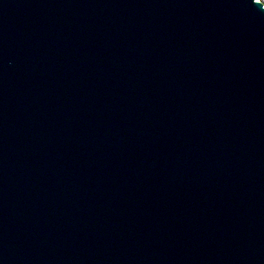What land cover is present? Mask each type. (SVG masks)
Here are the masks:
<instances>
[{"label":"water","instance_id":"95a60500","mask_svg":"<svg viewBox=\"0 0 264 264\" xmlns=\"http://www.w3.org/2000/svg\"><path fill=\"white\" fill-rule=\"evenodd\" d=\"M0 264H264V3L0 0Z\"/></svg>","mask_w":264,"mask_h":264},{"label":"built area","instance_id":"2783aa9c","mask_svg":"<svg viewBox=\"0 0 264 264\" xmlns=\"http://www.w3.org/2000/svg\"><path fill=\"white\" fill-rule=\"evenodd\" d=\"M260 1H262L264 3V0H260Z\"/></svg>","mask_w":264,"mask_h":264}]
</instances>
